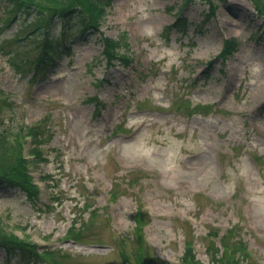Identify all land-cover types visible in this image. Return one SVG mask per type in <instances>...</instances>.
Returning a JSON list of instances; mask_svg holds the SVG:
<instances>
[{"label": "rangeland", "instance_id": "rangeland-1", "mask_svg": "<svg viewBox=\"0 0 264 264\" xmlns=\"http://www.w3.org/2000/svg\"><path fill=\"white\" fill-rule=\"evenodd\" d=\"M50 7L0 0V127L42 134L26 168L35 193L0 187L6 233L38 264H226L222 245L240 244L264 264V13L251 0H111L34 79L27 33ZM226 39L237 51L223 57ZM33 147L25 137V159Z\"/></svg>", "mask_w": 264, "mask_h": 264}, {"label": "trees", "instance_id": "trees-1", "mask_svg": "<svg viewBox=\"0 0 264 264\" xmlns=\"http://www.w3.org/2000/svg\"><path fill=\"white\" fill-rule=\"evenodd\" d=\"M46 1L51 6L49 8L50 11L49 13H37L34 15L31 21H34L37 25L27 33L29 42L26 43L27 45L33 43L38 50V56L33 61H25L32 65L33 78L40 77L41 80L61 54H68L70 39L84 35L91 30H97L100 22L99 17H102V6H107L111 0H65L64 5L59 4L58 0ZM251 1L259 14L264 13V0ZM209 6L213 9L215 7L214 2L210 1ZM84 9L88 10L90 18L84 14ZM16 19L17 17L14 16L8 22L11 23ZM19 22L21 25L25 23L24 20ZM172 25L177 27L176 23ZM24 26V28L29 27L26 24ZM104 42L107 60L119 59L114 52L115 42L109 39H105ZM234 42V40L227 39L224 41L223 49L220 53L223 57L231 56L237 50V44ZM30 129L15 127V129L8 130L0 127V187L26 192L28 193L27 197L31 192L35 193L36 186H31V180L26 168L33 158L40 157L37 147L42 139L41 133H33V129ZM27 136L31 138L32 145H34L29 151L31 159H25L20 149L22 148V141ZM29 197H31V194ZM84 207H86L85 203L82 205V208ZM140 216H142V213L134 216L135 224L137 227L142 228ZM1 222L2 218L0 217ZM225 246L222 245L225 253L224 259L228 261L226 264H250L247 255L242 254L245 251V246L240 244L235 250L227 249ZM209 247H207V251ZM0 249L4 251V256L7 260L6 264L10 261L16 264H38L41 256L34 244L25 242L11 233H6L5 228L1 224ZM213 252L216 254L218 250L214 249ZM189 253L190 251H187L186 255L188 256ZM215 254L212 255L213 262L218 259V257L214 258ZM234 256L236 258H233ZM191 257L194 260V256ZM220 257L222 258V256Z\"/></svg>", "mask_w": 264, "mask_h": 264}]
</instances>
